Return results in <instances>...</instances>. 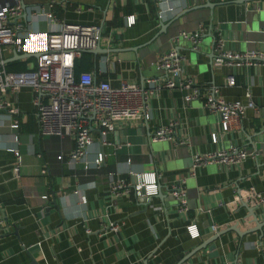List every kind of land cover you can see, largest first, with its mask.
I'll use <instances>...</instances> for the list:
<instances>
[{"label": "crops", "instance_id": "obj_1", "mask_svg": "<svg viewBox=\"0 0 264 264\" xmlns=\"http://www.w3.org/2000/svg\"><path fill=\"white\" fill-rule=\"evenodd\" d=\"M61 1L22 0L25 18L22 12L16 20L21 25L18 54L43 48L48 25L37 8L50 5L64 23L96 22L101 26L99 46L108 52L91 54L92 65L87 71L95 79H107L113 87L122 82L140 84L163 76L153 64L168 43H148L159 30L169 36L177 24L178 31H193L199 24L211 23L212 29L202 35L196 51L179 41L178 47L185 54L184 75L203 90L213 87L215 96L223 101L244 104V93L248 92L252 103L262 107V69L217 66L212 61L211 41L218 31L225 50L264 51V0H160L157 4L155 0H63L64 8ZM77 5L79 12L74 10ZM128 15L134 18L130 26L125 23ZM172 18L177 20L170 23ZM13 49H0L4 69L14 61L24 64L25 70L33 67V57L5 62ZM227 77H232V85L225 83ZM31 96L27 86L6 95L17 110L12 117L15 128H9V117L0 111V218L5 221L0 233V264H181L199 244L205 246L182 264H264V207L253 209L252 217L241 205L234 210L224 206L235 191L248 186L264 195L261 111L247 108L227 131H221L219 116L202 110L200 100L184 102L183 91L163 88L149 97L146 119L114 124L105 136L109 145H101L98 131L92 129V143L85 155L90 166L83 169L80 163H63L72 147L71 139L38 135ZM172 119L177 123L175 137L185 139L187 145L150 141L155 127ZM211 133L222 135L211 143ZM230 146L254 149L256 160L246 158L231 167L209 163L189 175L194 153ZM10 149L19 154L16 176ZM97 153L102 154V161L94 166ZM108 173L129 184L133 178L146 187L154 183L156 193L146 202L137 199L129 187L118 196L111 195ZM151 173L153 177L147 178ZM181 178L186 204L180 212L169 189ZM211 223L219 228L216 232L209 229ZM188 224L195 225L197 237H189L185 230ZM229 227L238 234L246 233L238 236L226 230Z\"/></svg>", "mask_w": 264, "mask_h": 264}, {"label": "built area", "instance_id": "obj_2", "mask_svg": "<svg viewBox=\"0 0 264 264\" xmlns=\"http://www.w3.org/2000/svg\"><path fill=\"white\" fill-rule=\"evenodd\" d=\"M63 1V0H62ZM62 1L60 5L64 8ZM160 0H155L156 4ZM50 5L38 7L37 10L47 20V31L44 36V46L35 53L33 67L29 70L9 72L3 68L0 59V111L9 117V128L17 126L13 116L17 113L14 106L6 98L7 94L15 93L19 88L27 86L31 90L32 115L34 117L37 133L40 137H68L72 140V147L63 159L66 166L81 164L83 169L90 166L85 155L87 147L92 143L91 131L96 129L101 139V145H109L105 136L114 124L121 120L146 119V107L149 97L160 89L170 88L183 91L184 102L200 100V107L207 112L219 116L221 131H227L232 124L243 116L247 108L255 113L264 114V94L262 107L255 106L249 99L248 92L244 93L246 102L223 101L215 96L213 87L201 89L194 81L184 75L183 63L185 54L178 47L179 41L189 44L196 51L199 41L207 31L212 29L211 23L199 24L193 31H178L168 39V48L160 52L153 64L154 69L162 71L163 76L147 79L144 83L122 82L113 87L107 79H95L90 71L73 73L72 63L83 52L94 49L99 44L101 26L96 22L88 24H69L57 19L49 9ZM76 12L80 6L74 8ZM171 11L170 7H167ZM264 10V9H263ZM20 0H0V49L5 46L20 48L18 30L21 25L17 18L21 15ZM161 13L157 14L160 18ZM133 15L125 17L127 26L133 24ZM109 43L110 39H106ZM224 40L216 31L212 35L211 51L212 61L217 66L225 67H259L264 77V51L245 50L229 51L223 48ZM227 85L233 84L232 77L225 78ZM176 121L174 119L158 125L152 131L149 139L153 142L169 141L174 145H187L185 139H177L174 135ZM222 133H211L210 142L216 143ZM13 154V175L18 174L19 154L17 150L10 149ZM257 152L254 149L246 150L242 147L230 146L203 153H194L191 158L189 175L201 165L215 163L224 167H231L242 163L246 158L256 160ZM102 161V154L97 153L92 165L97 166ZM126 163L129 160L125 161ZM261 166L264 169V154L261 156ZM118 174V173H117ZM110 180L107 190L111 195L118 196L130 185L125 179L115 173H108ZM153 177L151 173L147 178ZM146 178V177H145ZM153 181V179H152ZM143 184V182H142ZM137 183L136 192L142 185ZM145 186V195L155 194V185ZM131 189V188H130ZM132 190V189H131ZM74 193H77L75 190ZM169 194L175 202L177 211H184L186 198L183 188V179H176L169 189ZM44 198V197H43ZM84 203V198L80 197ZM241 204L253 209L264 207V195L253 186L237 190L231 199L224 203L228 210H234ZM5 221L0 218V233ZM115 230V225L110 227ZM209 229L216 232L219 228L211 223ZM189 237L198 236L194 224L185 227Z\"/></svg>", "mask_w": 264, "mask_h": 264}, {"label": "water", "instance_id": "obj_3", "mask_svg": "<svg viewBox=\"0 0 264 264\" xmlns=\"http://www.w3.org/2000/svg\"><path fill=\"white\" fill-rule=\"evenodd\" d=\"M243 2H247V0H243ZM242 1H241V3H243ZM20 5H21V8H22V12H23V14H22V18L24 19L25 18V11H24V9H25V5L22 3V0H20ZM253 8V7H252ZM255 8V7H254ZM254 8H253V10H254ZM245 15V14H244ZM246 18H247V15L245 16ZM175 20H177V18H172L171 19V21H170V23H174L175 22ZM163 25L161 24H159V27H162ZM249 26H248V24L246 23L245 24V28L247 29ZM178 29H179V27H178V24H177V26L175 27V31H173L174 33H172L171 35H169V36H165V32H163V31H161V30H159V32H157L152 38H151V40L148 42V43H152V42H156L159 46H162V45H164V44H167L168 43V39L172 36V35H174V34H176L177 32H178ZM165 31V30H164ZM162 36V37H161ZM248 35H246V37H247ZM243 38H244V35H243ZM106 52H108V49H103V48H101L100 46H99V44H96V46H95V48L94 49H91V50H89L88 51V53H90V54H92V55H96V54H100V53H106ZM12 57H10V58H8V59H6L5 60V62H11V61H13V60H18V59H23V58H30V57H33V58H35L36 57V55L38 54V53H25V54H18L16 51H15V49H13V51H12ZM213 56V55H212ZM131 185H130V188L132 189V193H133V195L137 198V199H139L141 202H146L148 199H149V196L150 195H145V186H144V184H142L140 187H139V189H138V192H136V190H135V186L137 185V180L135 179L134 180V178L131 180V183H130ZM241 206L242 207H245L246 209H247V211L249 212V216H252V217H255L254 216V213H253V208H251V207H247L246 205H244V204H241ZM255 229H258V228H255ZM255 229H253V230H255ZM226 230H228V231H234L235 232V230H233L232 228H227ZM251 231V230H250ZM247 232H249V231H247ZM236 233V232H235ZM244 233H246V231H244L242 234H238V233H236L238 236H241V235H243ZM219 234H221V232L220 233H218L217 235H219ZM216 235V236H217ZM215 236V237H216ZM215 237H213L211 240H209V241H212L213 239H215ZM208 241V242H209ZM207 242V243H208ZM205 245L204 244H199L198 246H196L195 247V249L194 250H192V251H190V253H188V255H186L183 259H182V262H181V264L184 262V260L189 256V255H191L193 252H195V251H197V250H199V249H201V248H203ZM210 248H213V246L211 245V247Z\"/></svg>", "mask_w": 264, "mask_h": 264}, {"label": "trees", "instance_id": "obj_4", "mask_svg": "<svg viewBox=\"0 0 264 264\" xmlns=\"http://www.w3.org/2000/svg\"><path fill=\"white\" fill-rule=\"evenodd\" d=\"M92 65V55L88 52H83L81 56L73 60V73L76 75L80 71H87ZM24 64L18 61L5 64V70L9 72L25 71Z\"/></svg>", "mask_w": 264, "mask_h": 264}]
</instances>
